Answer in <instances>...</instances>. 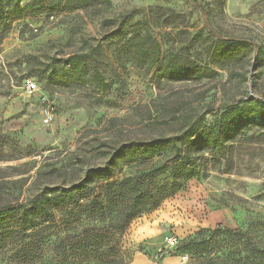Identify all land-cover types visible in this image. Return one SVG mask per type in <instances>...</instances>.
<instances>
[{
    "label": "rangeland",
    "instance_id": "374dc122",
    "mask_svg": "<svg viewBox=\"0 0 264 264\" xmlns=\"http://www.w3.org/2000/svg\"><path fill=\"white\" fill-rule=\"evenodd\" d=\"M55 3L22 0L0 14V206L14 205L16 215L37 195L78 186L89 194L54 205L22 239L6 229L0 264H146L149 256L194 264L198 256L180 247L194 237L210 240L219 264L249 255V240L264 250L258 125L212 150L194 146L195 176L153 210L143 201L121 227L135 184L150 197L172 182L168 171L146 176L172 164L168 140L183 137V152L184 139L227 108L264 101V0ZM229 41L250 53L228 61L218 49ZM175 63L193 70L176 74ZM220 223L242 236L215 233Z\"/></svg>",
    "mask_w": 264,
    "mask_h": 264
},
{
    "label": "trees",
    "instance_id": "16d2710c",
    "mask_svg": "<svg viewBox=\"0 0 264 264\" xmlns=\"http://www.w3.org/2000/svg\"><path fill=\"white\" fill-rule=\"evenodd\" d=\"M22 0H0V14L4 11L8 5L20 4ZM56 7H63L68 10H77V8H86L89 5L106 2L109 0H55ZM37 1H32L24 8H29L31 5L37 4ZM23 8V9H24ZM41 11V10H37ZM221 47L218 49L223 53L228 61L242 58L250 53L251 46L244 42H222ZM72 63V58L67 59ZM172 70L176 74L187 75L188 72L193 70L190 65H181L175 63L172 65ZM244 108L239 106H233L227 108L221 113L220 120L213 126H207L201 132H195L189 137L185 138L182 144H186L185 151L182 152L181 148L177 145V140H181L183 137H179L174 140H168V143H173V147H176L175 156L171 160V165L162 164L159 167L150 169L146 176L149 180H153L159 176L162 172L168 171L172 182L165 188L164 191L153 194L150 190V197L143 194V190L140 187L141 184H135L136 191L131 195L129 205L124 213V221L121 225L123 229L130 224L132 218L138 216L143 211V201L149 199L151 203L149 210H153L161 204V202L169 197L175 196L177 192L185 187L188 181L196 174L195 163L191 160L190 153L194 146H200L203 150H212L223 139L233 138L237 135V132L242 127H252L258 125L264 127V101L251 99L249 101L248 110L243 112ZM264 136V134H263ZM88 192L82 189L81 186L77 187L76 191L71 189L59 191L52 198L49 195L42 194L33 198L31 203L22 204L19 212L15 215L16 207L12 204H5L0 206V243H3V236L6 232L12 231L15 235L21 239L27 234L28 230H31L37 226L39 217L44 214L52 216V207L54 205H68L80 203L84 198H87ZM16 221V222H15ZM15 223V225H14ZM214 232H220L222 234H228L236 236H242V232H235L231 227L225 224H218L214 229ZM181 249L186 253L198 256V260L194 264H219L216 263L217 258L211 255L210 252V240L194 237L185 239L181 243ZM246 248L249 250V255L241 256L235 264H264L261 259L254 256L256 251L264 254V250L260 248H252V240L246 243Z\"/></svg>",
    "mask_w": 264,
    "mask_h": 264
},
{
    "label": "crops",
    "instance_id": "0c3cea01",
    "mask_svg": "<svg viewBox=\"0 0 264 264\" xmlns=\"http://www.w3.org/2000/svg\"><path fill=\"white\" fill-rule=\"evenodd\" d=\"M174 263H175V258L165 256L160 264H174ZM146 264H156V263L152 260V256L151 257L149 256Z\"/></svg>",
    "mask_w": 264,
    "mask_h": 264
},
{
    "label": "built area",
    "instance_id": "2783aa9c",
    "mask_svg": "<svg viewBox=\"0 0 264 264\" xmlns=\"http://www.w3.org/2000/svg\"><path fill=\"white\" fill-rule=\"evenodd\" d=\"M37 88V83L35 81H28L27 85H26V90L29 91V93H33V91H35ZM171 241L173 242H177L176 239H172Z\"/></svg>",
    "mask_w": 264,
    "mask_h": 264
}]
</instances>
